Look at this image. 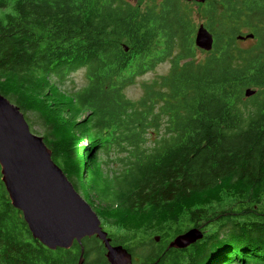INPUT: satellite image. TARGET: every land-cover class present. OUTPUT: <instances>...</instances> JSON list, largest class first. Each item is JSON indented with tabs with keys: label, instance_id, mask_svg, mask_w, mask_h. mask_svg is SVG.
Listing matches in <instances>:
<instances>
[{
	"label": "trees",
	"instance_id": "trees-1",
	"mask_svg": "<svg viewBox=\"0 0 264 264\" xmlns=\"http://www.w3.org/2000/svg\"><path fill=\"white\" fill-rule=\"evenodd\" d=\"M184 4L0 0V93L36 114L53 160L143 264H264V41L236 37L264 38V0L199 3L211 51L195 47V3ZM165 60L167 73L127 95ZM79 69L83 87L57 85ZM226 198L236 204L210 211ZM201 223L203 243L169 247ZM82 247L83 264H109L96 236L56 250L34 238L0 167V264H78Z\"/></svg>",
	"mask_w": 264,
	"mask_h": 264
},
{
	"label": "water",
	"instance_id": "water-1",
	"mask_svg": "<svg viewBox=\"0 0 264 264\" xmlns=\"http://www.w3.org/2000/svg\"><path fill=\"white\" fill-rule=\"evenodd\" d=\"M236 37L246 40L255 34L239 33ZM193 43L204 51L213 49L215 37L205 23L195 30ZM254 93L249 88L244 91L247 97ZM0 167L12 205L22 212L31 234L44 246L51 250L67 249L74 241L81 244L84 237L96 236L103 243L109 264H132V253L123 244H112L97 212L53 160L43 136L31 130L20 108L1 93ZM204 236L201 225L193 226L175 236L169 247L186 248ZM83 261L84 247L78 264Z\"/></svg>",
	"mask_w": 264,
	"mask_h": 264
},
{
	"label": "rangeland",
	"instance_id": "rangeland-1",
	"mask_svg": "<svg viewBox=\"0 0 264 264\" xmlns=\"http://www.w3.org/2000/svg\"><path fill=\"white\" fill-rule=\"evenodd\" d=\"M130 1H134L136 2L137 0H130ZM183 4L184 2L185 3H188L184 0H180ZM195 4H193V12H191V17L194 19V22H195V27L196 29L198 28V26L203 23V19H202V16L199 14V12H197V9H198V4L199 2H193ZM186 4H184L185 6ZM208 27V26H207ZM195 29V30H196ZM208 29L213 33L214 37L216 38L217 36V32L215 30H212L211 28L208 27ZM194 30V29H193ZM241 31H248V32H253L252 29H250V27H242L240 29ZM194 33L195 31L193 32V36H194ZM254 33V32H253ZM237 42L240 44V46H252V45H256L258 43V41L256 42H252V40H248L246 39L245 40H237ZM196 47V46H195ZM199 49V48H198ZM201 54L200 51L197 52V55ZM170 68V62L168 60H165L163 62H160L154 70L152 71H149L148 73H146L144 76H141L139 78H137V83L134 84V85H131L129 87H127V89L125 90L127 95L133 99H137L141 93H142V88H141V81L147 79V80H151V78H154V77H157L158 75H162V74H165L168 72ZM56 81H58L56 79ZM87 83V80L84 79V70L83 69H79V70H76V71H73L68 77L65 78V80H63V82L61 81H58L57 85H60L61 89L64 90V91H76L78 89H80L81 87H83V85H85ZM244 91V90H243ZM67 94V92H65ZM252 96V95H251ZM250 97V96H249ZM249 97H246V96H243V99H248ZM35 116L36 114L35 113H32V112H28L27 113V121L29 122V125L31 127V130L37 134V135H40L42 136V129H41V126L40 124L38 123V121L35 119ZM213 195H216V194H213ZM84 197V196H83ZM85 198V197H84ZM86 199V198H85ZM86 201L92 205L93 209L95 210L96 207H100L101 204H99L98 202H94V204H91L90 203V200H88V198L86 199ZM232 199L230 200L229 198H226L222 201L221 204H215L213 206L212 209H210V211H215L216 209L218 208H221L223 206H228L230 203H231ZM248 201V199L246 200ZM244 202V201H243ZM231 204H236V201H233V203ZM240 206V203L238 202V207L239 208ZM96 211V210H95ZM100 220H101V224L104 228H106L108 230V228H110L109 224H107L105 222V217L103 215H100L99 213H97ZM183 221V220H181ZM205 225H203V223H201V227H202V230L204 231V234L205 236L209 234L210 232V227L208 228H203ZM185 228H187V226H185ZM112 229L118 231V230H122V227H115L112 225ZM229 229V228H228ZM224 233H226V229L223 231ZM204 236V238H205ZM222 236V235H221ZM159 237V236H158ZM204 238H202L201 240L197 241L196 245L198 244H201L203 243V241L205 240ZM157 239V238H156ZM159 240H160V237H159ZM158 240V241H159ZM157 241V242H158ZM170 248H173V247H170ZM187 248V247H186ZM180 249H184V248H180ZM134 263L135 264H142L143 263V257H138V259H135L134 258ZM232 264H236V263H232Z\"/></svg>",
	"mask_w": 264,
	"mask_h": 264
},
{
	"label": "flooded vegetation",
	"instance_id": "flooded-vegetation-1",
	"mask_svg": "<svg viewBox=\"0 0 264 264\" xmlns=\"http://www.w3.org/2000/svg\"><path fill=\"white\" fill-rule=\"evenodd\" d=\"M258 38V37H257ZM263 41H264V38H262V37H259L258 38V43L257 44H259V45H261L262 43H263ZM246 48H248V47H251V46H245ZM102 242V241H101ZM112 244H115V243H113V241H112ZM115 245H119V243L118 244H115ZM133 255V254H132ZM134 258L135 259H138V257H135V256H133V259H132V264H135L134 262ZM143 264V263H142Z\"/></svg>",
	"mask_w": 264,
	"mask_h": 264
},
{
	"label": "clouds",
	"instance_id": "clouds-1",
	"mask_svg": "<svg viewBox=\"0 0 264 264\" xmlns=\"http://www.w3.org/2000/svg\"><path fill=\"white\" fill-rule=\"evenodd\" d=\"M184 1H186V0H184ZM186 2H188V3H192V2H194V1H186ZM204 3H206V2H204ZM203 3V4H204ZM200 4H202V3H200ZM206 25V24H205ZM195 31V30H194ZM246 48V47H245ZM104 228V227H103ZM106 230V229H105ZM187 230V229H186ZM173 239V238H172Z\"/></svg>",
	"mask_w": 264,
	"mask_h": 264
},
{
	"label": "bare ground",
	"instance_id": "bare-ground-1",
	"mask_svg": "<svg viewBox=\"0 0 264 264\" xmlns=\"http://www.w3.org/2000/svg\"><path fill=\"white\" fill-rule=\"evenodd\" d=\"M207 1H208V0H207ZM207 1H206V2H207ZM198 27H199V26H198ZM247 39H248V40H249V39H250V40H253V38H247ZM245 41H246V40H245Z\"/></svg>",
	"mask_w": 264,
	"mask_h": 264
}]
</instances>
